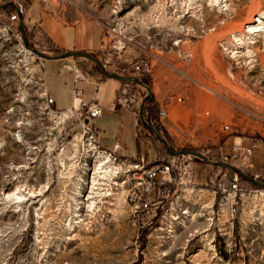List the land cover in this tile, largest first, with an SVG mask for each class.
Returning a JSON list of instances; mask_svg holds the SVG:
<instances>
[{"label": "rangeland", "instance_id": "rangeland-1", "mask_svg": "<svg viewBox=\"0 0 264 264\" xmlns=\"http://www.w3.org/2000/svg\"><path fill=\"white\" fill-rule=\"evenodd\" d=\"M9 1L22 10L30 45L48 56L64 51H51L31 22L41 14L94 25L103 48L90 53L102 62L108 30L117 27L118 38L127 39L106 67L140 78L151 96L146 100L143 85L114 79L119 115L108 108L109 87L95 121L106 148L119 144L120 155L134 161L173 156L141 122V108L174 151L195 150L220 162L235 142L264 147V36L250 38L244 29L251 9L264 11V0H226L227 7L212 0H0V7ZM238 30L242 44L233 35ZM75 58L82 70L104 77L91 59ZM142 61L150 71L136 69ZM63 63L46 60L58 107L68 99L64 81L70 86L72 79ZM44 71L23 41L20 17L0 19V264H264V186L246 183L237 194L214 193L209 185L222 177L219 167L194 155L195 185H176L155 216L135 209L121 189L117 196L89 194L94 204H83L85 194L67 171L73 157L59 156L70 140L66 132L74 135L82 125L46 106ZM230 164L264 182V166ZM14 192L25 201L6 198Z\"/></svg>", "mask_w": 264, "mask_h": 264}, {"label": "built area", "instance_id": "built-area-1", "mask_svg": "<svg viewBox=\"0 0 264 264\" xmlns=\"http://www.w3.org/2000/svg\"><path fill=\"white\" fill-rule=\"evenodd\" d=\"M43 1L46 5L48 4V0ZM3 17L12 23L19 20L20 14L17 10L7 13L4 8H0V19ZM117 33V27L108 30L107 34L110 42L104 50L102 58L105 66L110 65L115 53L126 47L127 39L118 38ZM19 38L21 39V36ZM39 58L43 62V58ZM136 69L150 71L151 66L148 62L142 61L140 64H137ZM43 86L45 104L51 108L54 104V98L47 93L45 76ZM76 94L79 96L80 91L76 90ZM52 111L62 120L75 117L82 125L81 130L74 135L64 129L67 131L66 135L70 137V140L61 149L59 156L73 157L72 163L67 167V171L72 170L73 172L71 173H74L73 176H76V179H78L83 157L88 154H100V158L105 159V166L98 175L106 176H104V183H98L97 193L110 196L112 184L121 183L122 194H125V200L135 209L155 216L165 203L173 197L176 185L179 183L195 185L191 181L194 175V165L192 155L190 154L163 157L152 162L144 159L134 161L127 156L120 155L118 150L119 144H116L112 149L106 148L101 142V131L95 122L104 112L97 96L91 101H80L77 106L71 109L58 110L53 108ZM159 114L161 118H165L168 115V111L165 108H161ZM225 128L229 129V126L225 125ZM253 152V146L251 145L233 143L230 145L229 150L222 154L220 162L232 163L243 161L248 167H252L253 162L251 157ZM218 167L219 174L222 177L213 178L209 185L214 188V193L221 192L225 194L233 192L237 194V192L244 191L239 175L234 173L230 179L228 173L222 171L220 166ZM226 176H228L227 180ZM123 185H130V192H123ZM89 186H91V179L88 189L83 194H89Z\"/></svg>", "mask_w": 264, "mask_h": 264}, {"label": "crops", "instance_id": "crops-1", "mask_svg": "<svg viewBox=\"0 0 264 264\" xmlns=\"http://www.w3.org/2000/svg\"><path fill=\"white\" fill-rule=\"evenodd\" d=\"M31 22H35L41 33L46 37L51 51H88L99 53L103 48V38L101 37V33L97 31L96 27L91 23L84 21H77L75 23L63 22L59 19H56L52 14H47V16L41 14L36 18H32ZM46 60L63 61V68H66L71 74L72 79L70 86L65 80V83L62 87V90L67 93L68 99L67 102L61 107L57 106L56 95L51 92L48 85ZM43 66L45 69L44 76L47 92L54 98L53 106L55 109H71L74 106H77L80 101H91L95 96H97L104 111L105 106L102 101V97L107 94L109 87H111L112 96L110 102L108 103V108L113 114L119 115L115 105L116 92L120 86L117 80L110 79L105 76L101 78L100 74L91 72V70L88 69L82 70V68L79 66V61L75 57L43 59ZM57 71L60 72V69L58 68ZM101 87L102 93L100 92ZM76 90L80 91L79 96L76 94ZM247 145L253 146L254 152L251 157L253 165L257 164L264 166V147L253 144Z\"/></svg>", "mask_w": 264, "mask_h": 264}, {"label": "bare ground", "instance_id": "bare-ground-1", "mask_svg": "<svg viewBox=\"0 0 264 264\" xmlns=\"http://www.w3.org/2000/svg\"><path fill=\"white\" fill-rule=\"evenodd\" d=\"M212 2L214 3V5H217V6H219L220 4H223L225 7L228 6V4L226 3V0H212ZM250 16H251L250 19L247 22H245V24H244V29L250 34L249 37L255 38L257 36H259V37L264 36V11L256 12L255 9H251L250 10ZM233 35L240 44H242L244 42V41L242 42L243 34L241 32H239V30L234 32ZM104 166H105V159L100 158V154H88L85 157H83L81 160L80 173H79V177L77 179L76 190L80 194L84 193L85 190L88 189L89 181L91 179V186H89V194H92V193L96 194L97 188H98V183H104V176H106V175H100V174L98 175V173L101 172V169L104 168ZM92 168H96V169H92ZM119 189H121V192H122V184L121 183H113L112 184V193L110 194V196H113L114 194L116 195L117 194L116 192ZM123 192H130V185H123ZM89 194H85V198H83V200H82L83 204L85 203V205H86V203H87V207H91V205L94 204V202H95L94 200L89 201V199L91 198ZM29 195H31V197H32L33 195L34 196L39 195V193L36 194L34 191H32V192H30ZM119 195H120V193H119ZM6 198L12 200L13 203L19 204V203H22L25 201L26 196H24L21 192H14L12 194H7ZM70 225H71V223H70Z\"/></svg>", "mask_w": 264, "mask_h": 264}, {"label": "water", "instance_id": "water-1", "mask_svg": "<svg viewBox=\"0 0 264 264\" xmlns=\"http://www.w3.org/2000/svg\"><path fill=\"white\" fill-rule=\"evenodd\" d=\"M5 5L13 6L19 12V14H20V31H21V34H22L23 41H24L25 45L32 52H34L37 56H39V57H41L43 59H59V58L77 57V56L86 57L88 59H91L92 61H94L98 65V67L100 68L102 74L105 77L112 78V79H117V80H120V81H126V82L130 81V82L138 83L140 85L145 86L148 89V95L146 97V100H149L150 99L151 89L140 78L135 77V76L124 77V76H121L119 74H116V73H113V72L109 71L102 61H100L98 58H96L95 56H93L88 51H70V52H65V53L60 54V55H57V56H48V55L43 54L39 50L33 48L30 45L29 41L27 40V37H26L25 32H24L22 10L13 1L6 2L3 6H5ZM2 7H0V8H2ZM144 113L145 112H144L143 108H141V110H140V119H141V122L148 129H150L151 131H153L156 134V136L158 137V139H160L165 144L166 149H167V152H168L169 155H181V154L194 155V156H196V157H198V158H200L202 160H205L206 162H208L210 164H213L214 166H222V167H225V168L231 170L233 173H235V174H237L239 176H242L245 179H247V180H249V181H251L253 183H256L258 185L264 186V182L263 181L257 180L254 177L248 175L244 170H242L241 168L237 167L236 165H233V164H230V163H225V162H214V161H211L210 159H208V157L206 155H204L203 153H201L199 151H195V150L183 149V150H179V151H174L173 149L170 148V146L168 145L167 141L160 136V134L158 133V131L154 127H152V126H150L148 124V122L145 119Z\"/></svg>", "mask_w": 264, "mask_h": 264}, {"label": "trees", "instance_id": "trees-1", "mask_svg": "<svg viewBox=\"0 0 264 264\" xmlns=\"http://www.w3.org/2000/svg\"><path fill=\"white\" fill-rule=\"evenodd\" d=\"M99 69H100V68H99ZM225 170L227 171L228 176H229V178L231 179V178L233 177L234 173H233L231 170H228L227 168H226ZM239 179H240V183H241V184H246V183H248V184H253V185H254L253 182H250L249 180L245 179V178L242 177V176H239ZM255 185H256V184H255Z\"/></svg>", "mask_w": 264, "mask_h": 264}]
</instances>
